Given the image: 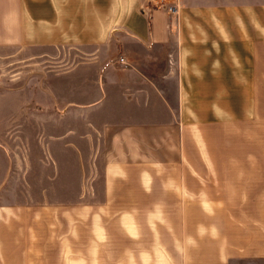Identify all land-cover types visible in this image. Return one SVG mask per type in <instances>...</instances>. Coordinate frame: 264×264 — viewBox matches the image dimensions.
<instances>
[{"label":"crops","instance_id":"0c3cea01","mask_svg":"<svg viewBox=\"0 0 264 264\" xmlns=\"http://www.w3.org/2000/svg\"><path fill=\"white\" fill-rule=\"evenodd\" d=\"M149 1L159 0L144 4ZM227 2L248 15L249 25L245 18L246 26H236L240 18L233 15L225 31L249 53L246 72L229 46L227 77L193 78L186 72L191 56H181L179 76L162 77L174 80L168 95L149 76L110 77L109 84L125 91L112 98L130 104L124 117L102 126L103 187L84 188L77 204L73 191L63 194L69 200L46 203L37 190L42 198L33 203L25 188L1 189L4 177L0 264H264V0ZM90 3L107 1L0 0V47L68 30L75 10ZM141 17L137 11L127 17L128 45L149 50L172 42L165 10L152 8L146 31ZM184 33L181 48L192 42ZM105 94L86 102L83 93L79 103L97 107Z\"/></svg>","mask_w":264,"mask_h":264},{"label":"rangeland","instance_id":"374dc122","mask_svg":"<svg viewBox=\"0 0 264 264\" xmlns=\"http://www.w3.org/2000/svg\"><path fill=\"white\" fill-rule=\"evenodd\" d=\"M106 1V5L77 6L71 28H56L54 35L50 32L40 39L43 42L31 37L20 47H0V180L6 177L1 189L25 188L28 202L41 200L35 195L37 190H43L46 203L69 200L70 196L63 194L73 191L77 204L84 188L103 187L102 126L124 117L130 104L129 99L121 104L112 98L125 91L109 84L110 77L121 81L123 73L149 76L154 78L152 86L168 95L174 80L162 77L170 76V72L174 79L179 76L181 56H191L186 72L190 71L193 78L203 74L208 79L214 72L227 77L230 71L224 59L229 46L236 48L246 72L249 53L240 44H232L237 37L225 33L233 15L240 18L236 26H246L245 18L249 25L242 6H233L228 0L167 1V5L177 7L176 13L169 15L172 42L142 50L127 43V17L133 11L146 16L141 17L146 31L152 8L167 12L166 8L160 0L156 4H144L145 0ZM156 22L155 13L152 29ZM184 29L192 42L181 48L186 39ZM235 70L242 74L239 68ZM197 87L200 93L210 85L207 82ZM187 90L188 96L194 94V85ZM102 92L106 96L97 107L86 108L79 103L84 102L80 99L83 93L88 97L86 102H93ZM223 103L218 105L219 110ZM57 192L62 195H51Z\"/></svg>","mask_w":264,"mask_h":264},{"label":"built area","instance_id":"2783aa9c","mask_svg":"<svg viewBox=\"0 0 264 264\" xmlns=\"http://www.w3.org/2000/svg\"><path fill=\"white\" fill-rule=\"evenodd\" d=\"M160 3H162V7L164 8H166V10H167V13L169 14V15H174L175 13H176V11H177V7L176 6H174V4L173 5H167L166 4V1H164V0H161V1H159Z\"/></svg>","mask_w":264,"mask_h":264},{"label":"clouds","instance_id":"9594fccd","mask_svg":"<svg viewBox=\"0 0 264 264\" xmlns=\"http://www.w3.org/2000/svg\"><path fill=\"white\" fill-rule=\"evenodd\" d=\"M146 264H147V262H146Z\"/></svg>","mask_w":264,"mask_h":264}]
</instances>
